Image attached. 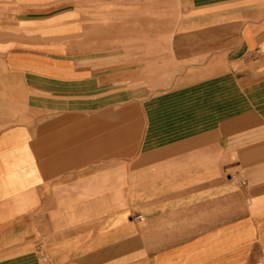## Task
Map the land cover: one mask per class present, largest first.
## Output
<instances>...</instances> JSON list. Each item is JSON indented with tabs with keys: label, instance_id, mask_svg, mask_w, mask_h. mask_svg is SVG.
Returning a JSON list of instances; mask_svg holds the SVG:
<instances>
[{
	"label": "crops",
	"instance_id": "obj_1",
	"mask_svg": "<svg viewBox=\"0 0 264 264\" xmlns=\"http://www.w3.org/2000/svg\"><path fill=\"white\" fill-rule=\"evenodd\" d=\"M1 1L0 264H264V0H108L99 70L82 65L94 6ZM146 46L199 84L163 92L147 133L89 117L136 101ZM182 102L183 122L161 118Z\"/></svg>",
	"mask_w": 264,
	"mask_h": 264
},
{
	"label": "rangeland",
	"instance_id": "obj_2",
	"mask_svg": "<svg viewBox=\"0 0 264 264\" xmlns=\"http://www.w3.org/2000/svg\"><path fill=\"white\" fill-rule=\"evenodd\" d=\"M1 1V0H0ZM136 1V0H132ZM152 0H145V4L150 3ZM4 5L8 7L7 3L0 2V6ZM82 5L84 6H94L96 8V25H91L87 28V31L84 33V44L82 47L85 49L91 48V50L95 51L97 54V60L82 63V65H92L94 68L99 69H108L110 67L111 62H108V0H82ZM147 6V5H146ZM3 9V7H2ZM147 9V7H146ZM132 17H136V15H130V21H132ZM145 23L146 26L152 23V13L146 12L145 15ZM169 26L170 25H160L161 27V36L168 37L169 36ZM136 30H129V36L132 34L136 35ZM149 33L151 36V30H146V33ZM166 32V33H164ZM148 35V34H146ZM90 38V39H89ZM91 40V42L89 41ZM88 43V44H87ZM90 45V46H89ZM138 48L135 41L130 40L129 44V55L128 58L132 59L136 57V52ZM152 47H145V63H141L140 65L145 67V77L141 79H137L136 77H132L129 80V85L126 90H129V96L131 98H136L134 102H130L121 106H117L107 111L97 112L88 115L89 117H108L110 119H118V118H128L133 119V122L137 123L140 126H144L145 133L152 131V126L150 125V119L153 120V104L155 101H160L161 104H169L168 97L163 94V92L173 91V89H179L180 87L199 84L200 72L195 71L192 68H188L185 66L176 65L171 59H169L166 55L165 50L161 47L160 53L157 55L155 61L152 60ZM113 68H116L120 62H112ZM129 68L136 69L137 63L133 61H129ZM138 89V90H137ZM161 91V93H159ZM157 99L153 100V97ZM192 96V95H191ZM175 97L178 101L181 99H186L190 97L189 95H185V93L180 92V94H175ZM138 99V100H137ZM183 101V100H182ZM184 102L182 104L177 103L181 108L172 109V110H162L161 118H166L168 120L170 118H176L178 121H184ZM162 107V106H161ZM113 128V127H112ZM116 129V127H114ZM119 128V127H117ZM176 128V129H175ZM184 127H176V126H161L160 132L166 135L170 134H184ZM157 129L155 128L154 131ZM124 144L123 142H113V146H118ZM131 144L136 143L131 141ZM130 144V145H131Z\"/></svg>",
	"mask_w": 264,
	"mask_h": 264
},
{
	"label": "built area",
	"instance_id": "obj_3",
	"mask_svg": "<svg viewBox=\"0 0 264 264\" xmlns=\"http://www.w3.org/2000/svg\"><path fill=\"white\" fill-rule=\"evenodd\" d=\"M142 217H138V219H141Z\"/></svg>",
	"mask_w": 264,
	"mask_h": 264
}]
</instances>
